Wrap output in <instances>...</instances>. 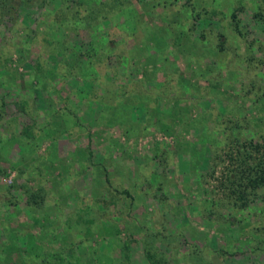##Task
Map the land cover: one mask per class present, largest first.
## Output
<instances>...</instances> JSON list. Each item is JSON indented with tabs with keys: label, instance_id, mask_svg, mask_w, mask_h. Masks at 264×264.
Instances as JSON below:
<instances>
[{
	"label": "rangeland",
	"instance_id": "374dc122",
	"mask_svg": "<svg viewBox=\"0 0 264 264\" xmlns=\"http://www.w3.org/2000/svg\"><path fill=\"white\" fill-rule=\"evenodd\" d=\"M0 264H264V0H0Z\"/></svg>",
	"mask_w": 264,
	"mask_h": 264
},
{
	"label": "trees",
	"instance_id": "16d2710c",
	"mask_svg": "<svg viewBox=\"0 0 264 264\" xmlns=\"http://www.w3.org/2000/svg\"><path fill=\"white\" fill-rule=\"evenodd\" d=\"M92 13L94 14V17L97 16L98 14L96 13V11H92ZM41 197V195H38L37 193L34 192H28V200L27 202L29 204H38L37 199H39ZM149 258L151 259V256H149Z\"/></svg>",
	"mask_w": 264,
	"mask_h": 264
}]
</instances>
